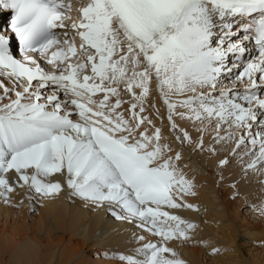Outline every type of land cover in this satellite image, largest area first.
I'll return each instance as SVG.
<instances>
[{"label": "snow or ice", "instance_id": "snow-or-ice-1", "mask_svg": "<svg viewBox=\"0 0 264 264\" xmlns=\"http://www.w3.org/2000/svg\"><path fill=\"white\" fill-rule=\"evenodd\" d=\"M72 9L0 0V202L23 206V190L35 213L66 191L104 209L139 229V246L114 254L122 264H186L177 248L193 242L216 255L178 214L198 211L180 165L207 152L221 179L264 172V0H84L75 18Z\"/></svg>", "mask_w": 264, "mask_h": 264}, {"label": "bare ground", "instance_id": "bare-ground-1", "mask_svg": "<svg viewBox=\"0 0 264 264\" xmlns=\"http://www.w3.org/2000/svg\"><path fill=\"white\" fill-rule=\"evenodd\" d=\"M4 15L0 13V24L4 22ZM41 63L44 64L43 61ZM44 66L51 68L49 65ZM189 131H193L190 126ZM200 154H185L180 165L186 178L191 179L195 185L196 196H189L187 200L195 204L198 211L185 209L178 214L198 224L195 230L196 241L206 242L219 248L220 252L210 255L211 248H206L204 243L199 242L178 247L177 251L186 264H253V261L249 262V258L242 255L243 250H240L241 246L236 241L240 238L247 240V243L258 246L260 252H264V216L258 211L264 206V182L259 181L253 187H245L248 177H242L239 171L233 169L224 172L221 179L220 172L218 176L215 175L218 171L215 166L216 157L204 153V160L199 161ZM227 185H231L233 189ZM237 189L239 195L242 194L241 199L243 196L254 198L255 195H260V199L257 196L258 202L254 204L255 209L251 205V215L247 213L252 218L249 222L245 217L238 216L240 202L229 199L234 190V194H237ZM19 191L21 195L16 196L15 200L23 199V206L13 207L0 202V264H82L86 257H81L84 249L92 251L91 248H96L97 245L104 248V251L93 250L100 257L93 264H122L114 258V254H131L139 246L133 236V232H139V229L116 220L104 209L90 211L82 202L69 199L66 191L58 198L37 203V220L30 225L27 223L30 212L28 201L23 197V190ZM248 201L255 203L254 200ZM82 229L83 232L79 233ZM95 232H101L106 239L101 242L91 240ZM148 239L155 241L157 238L149 236ZM225 247H233L231 253H227Z\"/></svg>", "mask_w": 264, "mask_h": 264}, {"label": "rangeland", "instance_id": "rangeland-1", "mask_svg": "<svg viewBox=\"0 0 264 264\" xmlns=\"http://www.w3.org/2000/svg\"><path fill=\"white\" fill-rule=\"evenodd\" d=\"M3 20H4V18H3ZM205 154H207V152H204ZM200 154L201 156H202V158H201V156H200V158H199V161H203L204 159V156L203 155H205V154ZM207 156V155H206ZM203 159V160H202ZM215 166H216V168H218V171H216L217 173L215 174L216 176H218L219 175V172L221 171L220 170V168L218 167V161H216L215 162ZM192 168V167H191ZM195 168H197V166L195 167ZM220 170V171H219ZM233 170H235V171H239V169H233ZM195 170L193 169V172H194ZM227 171H229V170H227ZM227 171H224V172H227ZM239 173H241L242 174V177L243 176H246V177H248V181H245V184H244V186L245 187H251L254 183H258L259 181H263L264 182V177L262 176L263 174H264V172H260V173H256V172H249L247 175H244V173L243 172H240L239 171ZM218 174V175H217ZM259 174H260V176H259ZM240 176V175H239ZM250 176V177H249ZM260 178H259V177ZM262 178V179H261ZM260 179V180H259ZM255 180V181H254ZM252 181H253V183H252ZM248 182V183H247ZM250 185V186H249ZM228 187H231V185H227ZM264 186V185H263ZM253 187V186H252ZM231 189H233L232 187H231ZM264 190V189H263ZM238 189H237V194L235 195L234 193L236 192L235 190L233 191V195H232V197H230L229 199H230V201H239L240 202V207L238 208V216L239 217H245L246 219H247V221L249 222V219H250V221H251V217H250V215H251V212L253 211V210H251V205L253 206L252 208H254V206L256 205V203L258 202L256 199L259 197V199H260V195L258 196V195H255L254 196V198L253 197H249L248 198V196H243V199H241L242 197V194L241 195H239V193H238ZM261 192H262V190H261ZM260 192V193H261ZM264 192V191H263ZM258 196V197H257ZM234 197V198H233ZM241 199V200H240ZM246 199V200H245ZM258 199V200H259ZM247 200H254V202L255 203H253V201L251 202V203H249V201L247 202ZM263 202H264V200H263ZM244 204V205H243ZM255 204V205H254ZM249 205V206H248ZM255 209V208H254ZM38 211H39V209H37V211L35 212V213H33V212H29L28 213V218H27V223H29L30 225L31 224H35L36 223V217H37V215H38ZM250 213V215H248V214ZM240 215H242V216H240ZM249 216V217H248ZM81 232H83V229H82V231H80L79 230V233H81ZM106 238H105V235L104 234H102L101 232H95L94 234H93V237H92V239L91 240H93V241H104ZM158 239V238H157ZM78 242V241H77ZM88 242V241H87ZM237 245L238 246H241L240 247V250L242 251V255L244 254V256L248 259L249 258V262H252L253 261V264H256V263H261V264H263L264 263V252H260V248L258 247V246H253V244H251V243H247V240H241V238L240 239H238L237 241ZM246 242V243H245ZM88 244V243H87ZM252 245V246H251ZM253 247H256V248H253ZM73 249V248H72ZM92 249V251H89V249H84V254H82L81 255V257H83V255H84V257L85 258H83V261H82V264H93L97 259H100V257L98 256V255H95V252H102V251H104V248H102L100 245H97L96 246V248L95 247H92L91 248ZM103 249V250H102ZM233 249V247L231 248H226L225 247V251L227 252V253H231V250ZM95 252H94V251ZM224 253V252H223ZM222 253V254H223ZM260 253V254H259ZM261 253H263V255L261 254ZM226 254V253H225ZM260 256H259V255ZM224 255V254H223ZM89 258V259H88ZM86 259V260H85ZM263 259V260H262ZM85 260V261H84ZM263 261V262H262ZM256 262V263H255ZM119 263V262H118ZM209 264H211V263H209Z\"/></svg>", "mask_w": 264, "mask_h": 264}]
</instances>
